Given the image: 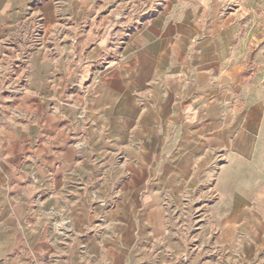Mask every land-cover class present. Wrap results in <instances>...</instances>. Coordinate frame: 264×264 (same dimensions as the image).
Instances as JSON below:
<instances>
[{
  "label": "crops",
  "instance_id": "0c3cea01",
  "mask_svg": "<svg viewBox=\"0 0 264 264\" xmlns=\"http://www.w3.org/2000/svg\"><path fill=\"white\" fill-rule=\"evenodd\" d=\"M115 1L0 0V264L142 260L219 143L222 238L264 227V22L167 0L121 38Z\"/></svg>",
  "mask_w": 264,
  "mask_h": 264
},
{
  "label": "rangeland",
  "instance_id": "374dc122",
  "mask_svg": "<svg viewBox=\"0 0 264 264\" xmlns=\"http://www.w3.org/2000/svg\"><path fill=\"white\" fill-rule=\"evenodd\" d=\"M128 1L116 0L109 5L110 10L113 8L117 10H113V16L107 18L114 21L118 27H122L121 24L126 22L125 29L119 32L121 38L136 29L144 19L155 15L157 4L167 3V0H139L138 9L143 11H138L137 7L131 6L133 7L131 9L130 5L126 6ZM253 1L247 0V4L251 7L245 19L251 24L264 22V6L253 9ZM148 3L151 4L149 8L146 7ZM97 22L101 23L100 27L107 23L104 17ZM42 34V31L38 32V37L41 38ZM122 42V39L119 40V46H122ZM262 69L256 67L251 68L250 71L255 73ZM226 113L230 118L241 113V110L236 109L235 112ZM225 124L226 122L223 125L220 124V133L225 130ZM212 160L213 171L209 176H203L201 184L198 183L195 190L183 194L180 205L176 206L172 203L169 206L166 205L167 215L162 228L160 227L163 232L151 240L152 246H148V255L142 256V260H135L131 264H264V227L260 231L256 222L250 223V232L247 229L236 228L233 242L227 241L225 231L228 229L234 231L235 225H230L228 229L224 225V239L222 238L221 225L214 221L213 215L217 211L215 205L219 199L215 188V174L218 169L227 164L223 144L219 143ZM248 165L255 164L251 161ZM250 197L253 201H257V192L250 193ZM262 208L264 210V206ZM257 209V206L253 208V210ZM245 245L249 246L248 253Z\"/></svg>",
  "mask_w": 264,
  "mask_h": 264
}]
</instances>
